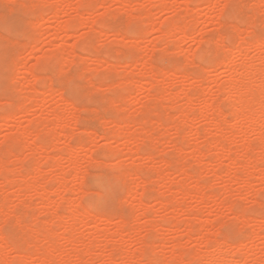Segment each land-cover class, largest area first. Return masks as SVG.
I'll list each match as a JSON object with an SVG mask.
<instances>
[{"label": "rangeland", "instance_id": "374dc122", "mask_svg": "<svg viewBox=\"0 0 264 264\" xmlns=\"http://www.w3.org/2000/svg\"><path fill=\"white\" fill-rule=\"evenodd\" d=\"M121 1L123 0H0V117L3 118L0 119L1 154L5 150V155L2 154L0 160L2 161L3 158L2 163L6 161L4 164H1L0 161L3 167L6 166L4 170H2L3 167L0 169V190L5 189V192H0V197L2 195L4 197L0 198V202H2L0 208L5 205L4 209L6 210L5 215L3 212L1 213L2 209L0 210L2 214V216L0 214V229L3 231L5 221L13 217L16 220L19 218L20 221L24 222L25 220V224L32 229L30 238L35 237L32 239V246L28 244L25 246L24 244L22 246L12 244L10 246L4 236L0 235V257L4 258L3 261L0 258V264H20L22 255L23 257L28 256V252H31L29 257H32L28 261H31L32 264H43V256L47 257L45 259L49 261L67 260L73 264H111L117 260L139 262L142 257L146 256L143 259L155 258L174 264L172 259L181 251H183V264L186 262L189 264L191 257L196 251L198 252V249L204 252V245L202 247L201 244L202 242L205 243V238L215 236V234H217L218 240H226L231 247L238 246V248H234V253L231 251L232 255L235 254L233 257L236 262L238 261L237 264H263L264 150L259 137L261 133H264V124L261 123L263 126L257 127L247 122L245 126L243 125V132L238 133L236 130L240 123L234 116V107L231 106L235 94H231L232 96L227 94L226 96L222 87L224 85L226 87L225 83L238 81L244 85L247 84V87L252 86L254 90H256L255 88L264 89V49L255 43L259 39L261 26L264 24V4L260 5L258 0H202V2L201 0H189V3L187 0H127L126 4ZM31 2L34 9L37 8L36 12ZM37 2L39 6L35 8ZM87 2L90 3L86 5ZM94 2L97 3L94 4ZM52 3L59 5V8L61 7L57 16L52 14L53 6H49ZM82 3H84V7ZM6 4H20L24 7H10L5 11L4 5ZM231 4H243L246 7H244L245 9L228 8L226 10V22L222 23L219 17L221 8L218 6ZM78 10L82 13L89 11V13H83V16L80 13L78 16ZM242 10L244 11L242 12ZM120 11L121 14L123 12L125 14L121 15ZM106 12L107 14H105ZM116 12L120 15L118 16ZM113 13L118 17V19L115 17L116 23L115 19L112 18L114 17ZM179 13L180 17L178 16ZM77 17L81 18V22L78 21L80 18L77 19ZM178 17H182L183 21L182 18L179 21ZM231 18L235 19L236 22H234L235 20L231 22ZM103 19L104 21H102ZM144 21L146 25L143 24ZM173 21L176 25L173 24ZM171 23V27L174 25L175 29H170L169 24ZM75 24L77 25L75 26ZM186 24L187 26H185ZM235 24L240 26L237 28L241 29V31L238 29L240 33L237 32L239 37L233 31L234 28L236 29ZM65 25H67L66 29H64ZM122 25L127 26V28L123 26L125 31L122 29ZM164 25L171 32L176 30V27L182 33L186 30L185 33L188 35L185 34V38L184 33H178L177 30L170 33ZM103 27L105 29L111 28L113 34L116 32L118 35H115L116 33L113 35L110 30H105ZM181 28L183 31L180 30ZM119 31L124 32L121 34ZM164 31L167 35L168 33L172 35L175 33V35L166 37ZM221 31L231 32V39L223 41V44H228V47L219 45L222 43L223 37L220 35ZM190 33L192 34L190 35ZM232 35H235L236 39H233ZM251 37L252 39H249ZM204 39L212 41V43L209 44L208 41H203ZM253 40L256 46L251 42ZM236 43L243 44L244 48H241L240 45L238 47ZM84 45L87 47L81 48ZM232 46L235 47L230 49ZM214 47L223 49L224 54L217 55L222 50H217ZM64 48L66 50H64L62 57L58 52ZM200 50H205L204 54L201 55L205 61L197 55ZM53 52L54 55H52ZM55 52L57 53L55 54ZM193 52L196 53L194 59L191 57ZM201 52L199 54H202ZM210 52L211 55H209ZM152 56L153 58L150 59L153 60L150 61L149 57ZM223 56H228L229 60L226 57L228 62L223 60L225 58ZM100 58H103L104 61ZM111 58L118 60L113 61ZM164 58L165 60L160 61ZM222 60L233 69L224 67L225 64L220 65L223 64ZM190 61L194 62L190 63ZM135 62L137 63L134 64ZM188 62L190 66H188ZM38 63L44 65L40 70H37L36 67ZM175 64H178V67ZM243 65H247V68H242ZM183 66L189 67L188 70L190 71L185 70V68L182 71ZM111 68L114 69V71L112 70L113 74L110 72ZM168 71H171V75L172 72L174 74L176 71V73L171 76L167 74ZM184 72L186 73L183 77ZM119 86L126 89L122 90ZM80 90L85 92L86 109L75 108L68 99L73 91ZM6 95L7 100H5ZM126 95L127 97H125ZM229 97L232 99L231 102H227ZM189 98L190 100H188ZM246 98L249 102L253 101L250 96H246ZM255 99L258 101V96ZM212 100H214V104ZM256 100L252 102L256 105L253 106L250 103L252 106L248 107L258 110L256 108H259V102ZM190 104L193 105V108ZM208 104L213 106L211 110L208 109L210 112L205 108ZM214 107L220 112H212ZM144 108L148 112L143 111ZM187 109L188 112L191 110V113L189 112L187 115L183 113L184 116H182L181 112L183 110V112H187ZM250 109L248 108L247 112ZM61 110L64 112L62 113ZM55 112H60L66 116L64 117L66 123L64 121L61 124L62 127L68 121V126L72 123L69 127L65 126L64 131H58L59 129L54 127L55 117L52 114ZM255 112L253 110L252 114ZM119 113L122 116L121 118L119 116L118 119ZM156 113L158 114L156 115ZM217 113L219 114L217 115ZM5 115L8 117L4 118ZM75 115L76 117H74ZM204 115L205 117H203ZM221 115L223 120L220 119L222 118ZM78 116L80 119L77 118ZM216 116L220 117L218 122L221 125L219 123L218 125L221 130L212 125L213 121L218 120ZM7 118L8 121L4 122V119ZM225 119L226 121L223 122ZM44 120L46 121L45 125H48L45 128L43 127ZM74 120L77 121V125H75L76 121L74 122ZM165 121L166 123H164ZM182 122L187 123L184 124V128ZM35 125L37 127L32 128ZM113 129H117L118 133L119 129L120 131L123 129L124 132H121L125 136H121L120 132V136L123 137L120 139L116 131H112ZM24 131H28V134L34 136L30 135L27 137L28 139L23 141L25 137L23 138L21 133ZM91 131L95 136L88 135L91 134ZM36 133L38 134L36 135ZM57 133L61 136L60 141ZM113 133L118 137V141H115L116 137H112ZM52 134L55 138L58 136V140L50 141L54 139ZM180 134L185 138L181 137ZM14 136L18 138L14 139ZM48 139L49 143H47ZM16 140L18 141L16 142ZM257 140L259 142H256ZM6 141L8 147L10 146V152L7 151ZM55 141L56 144H54ZM248 143H252V146L255 145V150L252 149V146L251 150L250 147L247 148ZM258 143L262 150L258 148ZM40 144L45 147H41ZM69 145L76 148V150L73 149L76 152H73L71 148L69 150L72 152L69 153H73L75 156L77 153L74 159H78L79 169H74V166L71 165L74 155L71 158L72 155L68 154L66 148H70ZM79 146H85L84 150ZM138 147L141 150H137ZM224 150L228 151V155L233 156L232 159L227 158L228 156L224 158L225 156L222 155ZM201 151L202 154H198ZM250 151L253 153L251 156L257 159H253L254 162L249 161L250 158L252 159ZM15 153L18 156H15ZM68 156L70 157L68 158ZM168 161L169 163L171 161L172 167L171 165L169 167ZM257 161L259 162L254 164ZM240 163L244 165V168L241 167L242 164ZM1 170L7 174L1 176L3 173ZM240 170L241 173L239 174ZM186 171L191 174V177L186 175ZM136 172L138 176H136ZM72 173L75 174L76 179L72 177ZM141 173H144L145 176H142ZM214 173L217 176L222 174V176L216 178ZM76 174L79 176L78 178ZM26 175L28 178L24 180ZM125 175L128 176L125 177ZM129 175H135L131 177L135 178L136 181L133 182V179H129ZM6 176L9 180L11 179L12 184L8 185L9 181H6ZM83 177L85 178L84 184ZM237 177L239 178L237 179ZM125 178H127V182L124 181ZM147 178L153 181L148 182ZM66 180L70 183L65 185ZM30 181L35 183L38 188H34L35 185L33 184V189H31L32 183ZM124 182L127 183V186ZM183 184L187 185L186 188L184 185L185 189ZM149 186H153L155 189L152 188L150 192L151 187L148 188ZM200 186L203 187L200 188L203 190L200 192L201 194L196 192ZM26 187L28 189H24ZM80 187H83L84 194L81 193ZM142 187H146L147 192L143 191L144 188L142 189ZM44 188L47 189L46 192H49L45 193ZM193 188L198 196L193 193ZM53 189L56 192H53ZM128 189L129 192L131 191L130 194ZM182 189L184 192L189 191V195L188 193L181 195ZM42 192L48 194L47 197L43 194L46 197L44 199H42ZM205 193L211 197L208 199L206 195L204 196ZM200 196L203 198L201 199ZM160 197L165 205L168 203L167 207L161 204ZM175 197L178 202L175 199V201L172 200ZM204 197L207 201V203L205 202L206 205L203 204L204 202L201 203ZM48 198L50 205L48 204L49 201H46ZM139 199L143 205L137 207L136 205L140 202ZM44 202H47L49 207ZM64 202L65 205L72 203L71 208L69 205L65 206ZM59 204L67 207V211L64 206ZM74 206L79 208L72 210ZM69 208L72 211L79 210L83 217L81 213L71 212ZM5 210L2 211L5 213ZM57 212L60 213L59 216H64L63 220ZM241 212L244 213L245 217L241 215L243 214ZM120 215H123L124 221H129V223H122L125 226L120 223L123 219H118L121 217ZM97 216L102 220L99 223L94 222L96 218L99 219ZM198 218L204 222V227L201 226ZM191 222L194 231L189 236L190 227L188 225ZM198 223L201 227L198 226ZM120 226L125 229V231L121 229V234H126L124 237L118 234L121 231ZM49 231L54 235H50ZM145 238L151 239V241L148 240L151 243L148 245L152 247L147 245L150 249L147 248V251L143 249V253L141 248L144 247L142 241ZM216 242H212L209 248L216 247ZM53 243L56 246L52 247L51 244ZM237 243H240V246ZM117 247L119 248L116 250ZM48 248L54 250H51L53 252L51 255L48 254L50 249L47 252ZM39 249L43 252H38ZM118 250L121 251V254ZM153 250L155 254L152 253ZM142 254L143 256L140 258L139 256ZM183 254L185 255L183 256ZM254 254H257V258L254 257ZM198 255L197 258H194L195 261H193L194 259L192 261L199 264L202 260L203 264L204 260ZM78 256L82 257L79 261ZM185 256H189V262L186 261Z\"/></svg>", "mask_w": 264, "mask_h": 264}, {"label": "bare ground", "instance_id": "6f19581e", "mask_svg": "<svg viewBox=\"0 0 264 264\" xmlns=\"http://www.w3.org/2000/svg\"><path fill=\"white\" fill-rule=\"evenodd\" d=\"M30 1H33V0H30ZM90 1H91V0H90ZM211 1H212V0H211ZM251 1H253V0H251ZM254 1H255V0H254ZM84 2H86V1H84ZM121 2L124 3V4H126L127 0H123V1H121ZM129 2H130V1H129ZM189 2H190V1L187 0V3H189ZM201 2H202V0H201ZM240 2H241V1H240ZM258 2H259L260 5L264 4V0H258ZM258 2H257V4H258ZM88 3H90V2H87L86 5H87ZM96 3H97V2H94V4H96ZM197 3H200V2L197 1ZM210 3H211V2H210ZM22 4H23V3H22ZM53 4H54V3L49 4V6H51V5L53 6V8H52L53 13H52V14H54L55 16H57V15L59 14V11H60L61 7L59 8V5H57L56 3L54 4L55 6H54ZM82 4H83L82 6L84 7V3H82ZM127 4H128V3H127ZM233 4H234V3H233ZM233 4H231V5H233ZM25 5H26V4H25ZM31 5H32V2H31ZM196 5H197V4H196ZM242 5H243V4H242ZM37 6H39V5H38V2H37V5L35 4V8H36ZM52 6H51V7H52ZM88 6H90V5H88ZM95 6H96V5H95ZM26 7H28V6H26ZM29 7H30V6H29ZM32 7H33V5H32ZM51 7H50V9H51ZM86 7H87V6H86ZM86 7H85V8H86ZM30 9H31V7H30ZM33 9H34V7H33ZM36 9H37V8H36ZM36 9H34L35 12H36ZM80 9H83V8H80ZM94 9L96 10L95 7H94ZM241 9H242V8H241ZM244 9H245V8H244ZM89 10H90V8H89ZM231 10H232V9H231ZM118 11H119V10H118ZM243 11H244V10H242V12H243ZM30 12H31V11H30ZM78 12H79V10H78ZM233 12H234V11H233ZM80 13H81L82 16H83L84 14H88L89 11H88V13H87L86 11H85V13L83 12L84 14H83L82 12H79V15H78V16H80ZM123 13H124V12H123ZM123 13H122V14H123ZM185 13H187V12H185ZM105 14H107V12H106ZM105 14H104V15H105ZM110 14H111V12H110ZM110 14H109V15H110ZM116 14L119 16V15L121 14V11H120V14L117 13V12H116ZM122 14H121V15H122ZM124 14H125V13H124ZM181 14H182V13H181ZM239 14H240V13H239ZM111 15H112V14H111ZM113 15H114V17H112V18L115 19V23H116V18L118 19V17H116V15H115L114 13H113ZM234 15H236V14H234ZM41 16H42V15H41ZM178 16L180 17V13H179ZM103 17H104V16H103ZM108 17H109V16H108ZM115 17H116V18H115ZM179 17H178L177 19L180 21V19H181L182 17H181V18H179ZM219 17L221 18L220 15H219ZM235 17H236V16H235ZM78 18H80V17H77V19H78ZM101 18H102V17H101ZM101 18H100V19H101ZM109 18H110V17H109ZM228 18H229V17H228ZM238 18H239V17H238ZM243 18H244V17H243ZM79 20H80V21H79ZM106 20L108 21V19H106ZM106 20H105V21H106ZM109 20H110V19H109ZM145 20H146V19H145ZM174 20H175V19H174ZM186 20H187V19H186ZM220 20H221V19H220ZM228 20H229V19H228ZM232 20H235V19H232V18H231V22H232ZM70 21H71V20H70ZM72 21H73V20H72ZM74 21H76V20H74ZM78 21L81 22V18L78 19ZM102 21H104V19H103ZM141 21H142V20H141ZM182 21H183V18H182ZM240 21H241V20H240ZM242 21H243V20H242ZM94 22L96 23V20H95ZM130 22H131V21H130ZM173 22H174L173 24H175V21H173ZM225 22H226V21H225ZM234 22H236V20H235ZM68 23H69V22H68ZM68 23H67V24H68ZM95 23H94V24H95ZM99 23H100V21H99ZM184 23H186V22L184 21ZM241 23H242V22H241ZM241 23H240V24H241ZM246 23H247V22H246ZM69 24H70V23H69ZM106 24H107V23H106ZM108 24H109V23H108ZM143 24L146 25V22L144 21ZM178 24H180V22H178ZM240 24H239V25H240ZM76 25H77V24H75V26H76ZM99 25L101 26L102 23L99 24ZM111 25H113V24L111 23ZM126 25H127V24H126ZM126 25H122V27H123V26H126ZM147 25H148V24H147ZM169 25H170V27H171L172 23L169 24ZM175 25H176V24H175ZM245 25H247V24H245ZM250 25H251V24H250ZM66 26H67V25L64 26V29H66ZM68 26H69V25H68ZM127 26H129V25H127ZM127 26H126V28H127ZM164 26H166V25H164ZM164 26H163V29H164ZM180 26H181V25H180ZM185 26H187V24H186ZM234 26H236V29H237V30L234 28L233 31L236 32V35H237V32H239V30L241 31V29L237 28V27H240V26H238V25H236V24H235ZM253 26H254V25H253ZM69 27H71V26H69ZM112 27H113V26H112ZM143 27H144V26H143ZM170 27H169V28H170ZM173 27H174V25H173L170 29H175V27H174V28H173ZM191 27H192V26H191ZM166 28H167V26L165 27V29H166ZM185 28L187 29V27H185ZM188 28H189V26H188ZM103 29H105V27H103ZM106 29H107V28H106ZM106 29H105V30H106ZM110 29H111V28H110ZM110 29H107V30L109 31ZM122 29H124V27H123ZM167 29H168V28H167ZM170 29H168V30L170 31ZM177 29H179V28L176 27V30H177ZM238 29H239V30H238ZM120 30H121V29H120ZM125 30H126V29H124V31H125ZM168 30H165V31L168 32ZM176 30H172V32H175ZM180 30L183 31L182 28H181ZM235 30H236V31H235ZM65 31H66V30H65ZM71 31H72V30H71ZM110 31H111V30H110ZM116 31H117V30H116ZM124 31H123V32H124ZM145 31H146V29H145ZM165 31H164V32H165ZM177 31H178V30H177ZM191 31H192V30H191ZM111 32H112V31H111ZM119 32H120V31H119ZM123 32H122V33L120 32V33L123 34ZM134 32H135V31H134ZM138 32H139V31H138ZM172 32L170 31V33H172ZM180 32H181V31H180ZM180 32L178 31V33H180ZM185 32H186V30L183 32L184 34L181 32V33L183 34V36H185V34H187V33H185ZM115 33H116V32H115ZM115 33H114V34H115ZM132 33H133V32H132ZM165 33H166V32H165ZM165 33H164V34H165ZM178 33H177V34H178ZM239 33H240V32H239ZM253 33H254V32H253ZM112 34H113V32H112ZM114 34H113V35H114ZM134 34H136V33H134ZM145 34H147V33L145 32ZM191 34H192V33H190V35H191ZM233 34H234V33H233ZM115 35H118V34L116 33ZM130 35H132V34H130ZM137 35H138V34H137ZM170 35H171V36H174L175 33H173V35H172V34H169V33H168V35H167V33H166V37H168V36H170ZM187 35H188V34H187ZM190 35H189V36H190ZM257 35H258V34H257ZM141 36H142V34H141ZM237 36L239 37V35H237ZM251 36H253V35H251ZM131 37H132V36H131ZM133 37H134V36H133ZM175 37H176V36H175ZM211 37H212V36H211ZM214 37H215V36H214ZM232 37H233V39H234V38L236 39L235 35H232ZM253 37H255V36H253ZM185 38H186V36H185ZM223 38H224V37H222V40H221L222 43H219V45L222 44V45L224 46V44H223L224 42H223V41L226 40V39H223ZM256 38H257V37H256ZM85 39H86V38H85ZM249 39H252V37L249 38ZM249 39H248V40H249ZM257 39H258V38H257ZM30 40H31V39H30ZM86 40H87V39H86ZM258 40H259V39H258ZM258 40H257V42L255 41V43H257L258 46H259L260 43H259ZM203 41L207 42L208 40L206 41V40L204 39ZM221 41H220V42H221ZM229 41H230V40H228V42H229ZM236 41H237V40H236ZM249 41H250V40H249ZM87 42H88V40H87ZM87 42H86V43H87ZM208 42H209V44L212 43V41H208ZM225 42H226V41H225ZM230 42H231V41H230ZM238 42H239V40H238ZM238 42H237V43H238ZM251 42L253 43L254 40L251 41ZM251 42H248V43L250 44ZM82 43H83V42H82ZM86 43H84V44L87 45ZM88 43H89V42H88ZM217 43H218V41H217ZM237 43H236L237 46H238V45H240V46L243 45V44H237ZM252 43H251V45L254 44V43H253V44H252ZM207 44H208V43H207ZM85 45H84L83 47H81V48L85 49V48L87 47V46L85 47ZM216 45H217V44L215 43V46H216ZM230 45H231V43H230ZM232 45H233V44H232ZM254 45H255V44H254ZM210 46L213 47L212 45H210ZM223 46H222V47H223ZM237 46H236V47H237ZM255 46H256V45H255ZM84 47H85V48H84ZM88 47H90V46H88ZM124 47H125V46H124ZM124 47H123V48H124ZM222 47H221V48H222ZM227 47H228V44H227ZM229 47H230V46H229ZM233 47H235V46H232V48H230V49H233ZM238 47H239V46H238ZM81 48H78V49H81ZM138 48H140V47H138ZM199 48H200V47H199ZM214 48H217V47H214ZM241 48H244V47L242 46ZM83 49H82V50H83ZM105 49H106V48H105ZM136 49H137V48H136ZM136 49H135V50H136ZM140 49H141V48H140ZM140 49H139V50H140ZM64 50H66V49H65V48H64V49H60L59 52H58V54L62 55V57H63V54H64V52H65ZM86 50H89V49H86ZM86 50H84V51H86ZM205 50H206V49H205ZM205 50H204V51H202V50L198 51V54H197V55L199 56V58L202 57L201 55L204 54ZM214 50H216V49H214ZM217 50H222V51H220V54H224L223 52H225V51H223V49H219V48H217ZM217 50H216V51H217ZM224 50H225V49H224ZM241 50H242V49H241ZM56 51H58V50H56ZM121 51H122V50H121ZM132 51H133V50H132ZM132 51H131V52H132ZM136 51H137V50H136ZM201 51H202V52H201ZM74 52H75V51H74ZM86 52H87V51H86ZM90 52H91V51H90ZM122 52H123V51H122ZM122 52H120V54H122ZM194 52H195V51H194ZM194 52H193V53H194ZM199 52H201L202 54H199ZM56 53H57V52H55V54H56ZM123 53H124V52H123ZM193 53H192L193 56H191L192 59H194L193 57H196V53H194V54H193ZM108 54H109V53H108ZM141 54H142V53H141ZM141 54H140V55H141ZM226 54H227V53H226ZM52 55H54V52H53ZM52 55H51V56H52ZM60 55H59V58H60ZM122 55H123V54H122ZM122 55H120V56L123 57ZM154 55H156V54H154ZM166 55H167V54H166ZM206 55H207V54H206ZM215 55H216V54H215ZM215 55H214V56H215ZM55 56H56V55H55ZM107 56H108V55H107ZM125 56H126V54H125ZM142 56H143V55H142ZM162 56H163V55H162ZM198 56H197V57H198ZM112 57H114V56H112ZM118 57H119V56H118ZM140 57H141V56H140ZM159 57L161 58V55H159ZM163 57H164V56H163ZM191 57H190V60H191ZM206 57H209V56H206ZM223 57H225V56H223ZM226 57H227V59H228V56H226ZM226 57L223 58V60L225 59V61L228 62V61L226 60ZM53 58H54V57H53ZM56 58H58V57L56 56ZM56 58H54V59H56ZM150 58H153V56H152V57H149V59H150ZM154 58H155V56H154ZM160 58H159V59H160ZM199 58H198V60H199ZM202 58H203V60H204V57H202ZM209 58H210V57H209ZM209 58H208V59H209ZM45 59H46V58H45ZM47 59H48V58H47ZM102 59H103V58H102ZM102 59L100 58V60H102ZM196 59H197V58H196ZM62 60L64 61V58H62ZM111 60H113V59L111 58ZM117 60H118V59H117ZM117 60L114 59L113 61H117ZM138 60H139V59H138ZM151 60H153V59H150V61H151ZM163 60H165V58L162 59V60H160V61H163ZM206 60H207V59H206ZM220 60H221V59H220ZM223 60H222V61H223ZM228 60H229V59H228ZM103 61H104V59H103ZM160 61H159V62H160ZM204 61H205V60H204ZM222 61H221V62H222ZM121 62H122V61H121ZM137 62H138V61H137ZM137 62H135L134 64H136ZM193 62H194V61H192V62L190 61V63H193ZM195 62H196V61H195ZM206 62H207V61H206ZM217 62L219 63V61H217ZM41 63H42V62H41ZM57 63H58V62H57ZM160 63H162V62H160ZM164 63H165V62H164ZM190 63L188 62V66H190ZM214 63H215V62H214ZM214 63H213V64H214ZM218 63H217V64H218ZM61 64H62V63H61ZM116 64H117V63H116ZM185 64L187 65V63H185ZM194 64H195V63H194ZM204 64H205V63H204ZM219 64H220V63H219ZM224 64H225V62L223 61V64L221 63L220 65H224ZM47 65H48V64H47ZM175 65H176V64H175ZM179 65H180V64H179ZM225 65H226V64H225ZM43 66H44V65H43ZM45 66H46V65H45ZM154 66H155V64H154ZM170 66H172V65H170ZM212 66H213V65H212ZM215 66H216V65H215ZM246 66H247V65H246ZM246 66L243 65L242 68H247ZM158 67H159V66H158ZM158 67H156V68H158ZM176 67H178V64L176 65ZM176 67H175V68H176ZM224 67H226V68L228 67V68H230V69H233V68H231V66H229V64H227V65L224 66ZM159 68H160V67H159ZM175 68H173V69H175ZM184 68H185V70L190 71V70H188L189 67L186 68L185 66H183L182 71H183ZM151 69H152V68H151ZM190 69H191V68H190ZM112 70L114 71V69L111 68L110 72H112ZM162 70H163V69H162ZM176 70H177V68H176ZM185 70H184V71H185ZM160 71H161V70H160ZM163 71H164V70H163ZM115 72H116V71H115ZM158 72H159V71H158ZM164 72H165V71H164ZM166 72H167V71H166ZM170 72H171V71H170ZM170 72L168 71L167 74H170V75H171ZM191 72H192V71H191ZM160 73H162V72H160ZM175 73H176V71H175ZM175 73L173 74V72H172V75H171V76L175 75ZM185 73H186V72L183 73V77H184V74H185ZM196 73H197V72H196ZM112 74H113V72H112ZM118 74H119V73H118ZM162 74H163V73H162ZM164 74H166V73H164ZM167 74H166V75H167ZM187 74H188V72H187ZM154 75L157 76L155 73H154ZM180 75H181V74H180ZM188 75H190V74H188ZM188 75H187V76H188ZM118 76H119V75H118ZM120 77H121V76H120ZM190 77H191V76H190ZM118 78H119V77H118ZM187 78H188V77H187ZM50 81H51V80H50ZM35 82H36V81H35ZM50 83H52V82H50ZM151 84H152V83H151ZM225 84H226V87H225L224 84H223L224 86L222 87V88H223L222 90H225V92H223V93H224L226 96H227V94H229V96H230L231 94H235V98L233 99V101L231 102L232 99H230V97H229L230 100L227 98V99H228L227 102L230 101V102L233 104V105L231 104V106L234 107V111H233L234 116H235L236 120L239 121L238 123H240L239 128H237L236 131H238V133L243 132V128H244L243 125L245 126V124H247V122H249V123H251V124H254V125L257 126V127H259V126H261L262 124H264V89H261V88H260V89H259V88H255L256 90H254V88H253L252 86L247 87V86H248L247 84H245V85H246V86H245L242 82H238V81H231V82H228V83H225ZM227 84H228V85H227ZM126 87H128V86H126ZM220 87H221V86H220ZM220 87H219V88H220ZM251 87H252L253 89H252ZM260 87H261V86H260ZM35 88H36V87H35ZM35 88H34V89H35ZM119 88H121V87L119 86ZM49 89H50V88H49ZM121 89L124 90V89H126V88H123V87H122ZM257 89H259V90H257ZM36 90H37V89H36ZM132 90H133V89H132ZM156 90H157V89H156ZM158 90H159V89H158ZM34 91H35V90H34ZM129 91H130V90H129ZM153 91H154V90H153ZM219 91H220V90H219ZM35 92H36V91H35ZM38 92H39V89H38ZM38 92H37V93H38ZM131 92H132V91H131ZM131 92H130V93H131ZM226 92H227V93H226ZM37 93H36V94H37ZM125 93H126V90H125ZM127 93H128V91H127ZM218 93H219V92H218ZM220 93H221V91H220ZM220 93H219V94H220ZM223 93H222V94H223ZM39 94H40V92H39ZM128 95H129V94H128ZM231 96H232V95H231ZM246 96H250V97L252 98L253 101L256 100L255 98L258 96V101L256 100L257 102H259V108H256V109H258V110H255V108L253 109L252 107H248V106H250L251 104H252L253 106L256 105V104H253V103H252L253 101H252V102H249V100L246 98ZM125 97H127V95H126ZM259 98H260V100H259ZM227 99H226V100H227ZM111 100H112V98H111ZM188 100H190V98H189ZM188 100H187V101H188ZM214 100H215V99H214ZM214 100H212V103L214 102ZM250 100H251V99H250ZM12 101H13V100H12ZM124 101H127V100L124 99ZM210 101H211V100H210ZM215 102H216V101H215ZM118 103H120V102H118ZM218 103H219V102H218ZM218 103H217V104H218ZM224 103H225V102H224ZM250 103H251V104H250ZM110 104H111V103H110ZM213 104H214V103H213ZM217 104H216V105H217ZM10 105H11V103H10ZM10 105H9V106H10ZM146 105H147V104H146ZM190 105H191V104H190ZM190 105H189V106H190ZM216 105H215V106H216ZM220 105H221V104H220ZM252 105H251V106H252ZM18 106H19V105H18ZM192 106H193V105H191V108H193ZM217 106H219V105H217ZM217 106H216V107H217ZM10 107H12V106H10ZM153 107H155V106H153ZM212 107H213L212 105H209V104H208V105H206L205 108H206L207 110H208V109L211 110ZM219 107H220V106H219ZM229 107H230V106H229ZM247 107H248L249 109L251 108L250 110L253 109L254 111H256L255 114H252L253 110H252L251 113H250V110H248V112H247V109H248ZM19 108H20V107H19ZM125 108H126V107H125ZM227 108H228V107H227ZM230 108H231V107H230ZM121 109H123V108H121ZM148 109H149V108H148ZM106 110H107V109H106ZM123 110H124V109H123ZM123 110H122V111H123ZM150 110H151V109H150ZM204 110H205V109H204ZM221 110L223 111L222 108H221ZM61 111H62V110H61ZM98 111H99V110H98ZM126 111H127V109H126ZM143 111H147V109L145 110V108H144ZM143 111H142V114H144ZM183 111H184V110H183ZM183 111L181 112V113H182V116H184V114H186V115L189 114V112H190L191 110L188 112V109H187V112H188V113H187L186 111H185L186 113L183 112ZM208 111H209V110H208ZM213 111H215V113H216L217 111H219V109H218V110H215V107H214V110H212V112H213ZM231 111H232V110H231ZM63 112H64V111H62V113H63ZM118 112H119V111L117 110V113H118ZM124 112H125V111H124ZM147 112H148V111H147ZM152 112H153V111H152ZM203 112L206 113V111H203ZM209 112H210V111H209ZM219 112H220V111H219ZM62 113H60V112H55V114H52V115H54V117H55V118L53 117V118L55 119V120H54V121H55V122H54V127H55V128H58V129H59L58 131H64V130H65V126L67 127V126H68L67 124H68V122H69V121L67 120V121H68L67 124L63 125V127H62L61 124L66 120V118H64V117H66V116H64V114H62ZM122 113H123V112H122ZM183 113H184V114H183ZM190 113H191V112H190ZM199 113H200V112H199ZM201 113H202V112H201ZM201 113H200V114H201ZM150 114H151V113H150ZM157 114H158V113H156V115H157ZM207 114L210 115L209 113H207ZM218 114H219V113H217V115H218ZM221 114H222V113H221ZM225 114H227V113H225ZM230 114H231V113H230ZM78 115H79V114H78ZM145 115H146V112H145ZM212 115H214V114H212ZM231 115H232V114H231ZM231 115H230V116H231ZM9 116H10V114H9ZM119 116H120V113H119V115L117 116L118 119H119ZM121 116H122V115H121ZM121 116H120V118H121ZM167 116H168V115H167ZM3 117H4V118H5V117H8V115H5V116H3ZM74 117H76V115H75ZM123 117H124V116H123ZM127 117H128V116H127ZM129 117H130V116H129ZM143 117H144V116H143ZM163 117H164V116H163ZM203 117H205V115H204ZM212 117H213V116H212ZM216 117H217V116H216ZM220 117H222V118H220ZM220 117H219L220 119H222V120L224 119L222 115H221ZM224 117L227 118L226 116H224ZM72 118H73V117H72ZM77 118H79V116H78ZM114 118H115V117H114ZM144 118H145V117H144ZM217 118H218V117H217ZM217 118H216V119H217ZM219 118H218L217 121H213L214 123H213L212 125L217 126V129L219 128V129L221 130V128H220V126H219V125H221V123L218 122V121H219ZM0 119H3V118L0 117ZM79 119H80V118H79ZM110 119H111V118H110ZM214 119H215V118H214ZM216 119H215V120H216ZM77 120H78V119H77ZM112 120H113V119H112ZM152 120H153V119H152ZM6 121H8V118H7L6 120L4 119V122H6ZM44 121H45V120H44ZM71 121H72V120H71ZM75 121H76V120H74V122H75ZM78 121H79V120H78ZM80 121H81V120H80ZM122 121H123V120H122ZM144 121H146V120H144ZM150 121H151V119H150ZM163 121H164V120H163ZM225 121H226V119H225L223 122H225ZM47 122H48V121H47ZM180 122H181V121H180ZM183 122H184V121H183ZM183 122H182V127L185 126V125L187 124V123H183ZM221 122H222V121H221ZM223 122H222V123H223ZM43 123H44V125H45L46 121L43 122ZM52 123H53V120H52ZM52 123H51V125H53ZM65 123H66V121H65ZM141 123H143V122H141ZM159 123H160V122H159ZM164 123H166V121H165ZM211 123H212V120H211ZM218 123H219V125H218ZM261 123H262V124H261ZM37 124H38V123H37ZM48 124H50V123H48ZM69 124H70V123H69ZM71 124H72V123H71ZM71 124H70V125H71ZM73 124H74V123H73ZM161 124H162V123H161ZM184 124H185V125H184ZM40 125H41V124H40V122H39V126H40ZM44 125H43L44 128H45L46 126H48L47 124H46L45 126H44ZM60 125H61V126H60ZM70 125H69V126H70ZM75 125H77V121H76ZM142 125H143V124H142ZM142 125H140V126H142ZM59 126H60V128H62V130H60ZM69 126H68V127H69ZM73 126H74V125H73ZM138 126H139V124H138ZM262 126H263V125H262ZM262 126H261V127H262ZM34 127H37V125L33 126L32 128H34ZM175 127H176V126H175ZM224 127H225V126H224ZM246 127H247V126H246ZM39 128H40V127H39ZM41 128H42V127H41ZM63 128H64V130H63ZM179 128H180V127H179ZM183 128H184V127H183ZM183 128H181L182 131H183ZM215 128H216V127H215ZM222 128H223V127H222ZM53 129H54V128H53ZM53 129H50V130H53ZM28 130H29V129H28ZM32 130H33V129H32ZM45 130H46V129H45ZM116 130H117V129H116ZM116 130L113 129L112 131L115 132ZM29 131H30V130H29ZM121 131L124 132L123 129H121ZM121 131H120V129H119V133L116 131L117 136H119L120 139H122V138L125 136L124 134H122ZM27 132H28V131H24L23 133H21V135H23V138L25 137L23 141H25V139H28V138H27L28 136L30 137V135H33V134H28L29 132H28V133H27ZM32 132H33V131H32ZM45 132H46V131H45ZM105 132H106V131H105ZM110 132H111V130H110ZM120 132H121V136H123V137L120 136ZM176 132H177V131H176ZM180 132H181V131H180ZM263 132H264V131H263ZM49 133H51V132H49ZM62 133H63V132H62ZM86 133L88 134V132H86ZM86 133H84V134H86ZM94 133H95V132H94ZM108 133H109V132H108ZM37 134H38V133H36V135H37ZM40 134H41V133H40ZM45 134H46V133H45ZM47 134H48V133H47ZM113 134H114L113 136H112V134H109V135H111L112 137H116L115 141H118V139H117L118 137L116 136V134H115V133H113ZM118 134H119V135H118ZM177 134H178V132H177ZM181 134H182V133H181ZM181 134H180V135H181ZM21 135H19V136L21 137ZM52 135H53V134H52ZM57 135L59 136L58 133H57ZM65 135H66V134H65ZM65 135H64V136H65ZM88 135L95 136V135L93 134V131H91V134L89 133ZM96 135H97V134H96ZM183 135L185 136V134H183ZM199 135H201V133H199ZM199 135H197V136H199ZM33 136H34V135H33ZM47 136H48V135H47ZM47 136H44V137H47ZM50 136H51V134H50ZM58 136H57V137H58ZM12 137H13V136H12ZM57 137L55 138V136L53 135V138H54V139H51L50 141L56 140ZM62 137H63V136H62ZM181 137H183V136L181 135ZM16 138H18V137H17V136H16V137L14 136V139H16ZM51 138H52V136H51ZM109 138H110V137H109ZM179 138H180V137H179ZM183 138H185V137H183ZM259 138H260V144L263 146L262 148H263V150H264V133H261V135H260ZM259 138H258V139H259ZM10 139L12 140L11 137H10ZM20 139H21V138H20ZM39 139H41V138H39ZM39 139H38V140H39ZM49 139H50V138H49ZM49 139H48V142H47V143H49ZM70 139H71V138H70ZM81 139H82V138H81ZM111 139H112V138H111ZM111 139H110V140H111ZM135 139H136V136H135ZM57 140H58V139H57ZM60 140H61V136H59V141H60ZM87 140H88V139H87ZM89 140H90V139H89ZM183 140H184V139H183ZM17 141H18V140H16V142H17ZM34 141H35V140H34ZM46 141H47V140H46ZM6 142H7V141H6ZM14 142H15V141H14ZM21 142H22V141H21ZM53 142H54V141H53ZM76 142H77V141H76ZM83 142H84V141H83ZM180 142H181V141H180ZM256 142H259V141L257 140ZM57 143H58V141H57ZM79 143H80V142H79ZM223 143H224V142H223ZM223 143H222V144H223ZM254 143H255V142H254ZM254 143H253V144H254ZM54 144H56V141H55ZM209 144H210V143H209ZM248 144H249V143H248ZM257 145L259 146V143H258ZM40 146L43 147L44 145H41V144H40ZM69 146H70V145H69ZM69 146H68V147H69ZM71 146H72V145H71ZM71 146H70V148H66V149H68L67 152H68V154L72 155V156H71V158H72L74 154H73V153H72V154L69 153V152H72V151L69 150V149L72 148ZM82 146H83V144H82ZM137 146H138V144H137ZM210 146H211V144H210ZM212 146L215 147V145H212ZM226 146H230V145H226ZM251 146H252V143L249 144V146H247V148L250 147V150H251ZM254 146H255V145H254ZM254 146H252V149H253V150H255V148H256V147H254ZM9 147H10V146H9ZM9 147H8V142H7V151L9 150V152H10ZM44 147H45V146H44ZM54 147H55V146H54ZM79 147H80V146H79ZM84 147H85V146H84ZM84 147H80V148L83 149ZM140 147H141V146H140ZM197 147H198V146H197ZM197 147H196V148H197ZM230 147H231V146H230ZM253 147H254V148H253ZM80 148H79V149H80ZM212 148H213V147H212ZM212 148H211V149H212ZM216 148H218V147L216 146ZM216 148H215V149H216ZM221 148H222V147H221ZM258 148L260 149V146H259ZM258 148H257V149H258ZM262 148H261L260 150H262ZM38 149H39V148H38ZM52 149H53V148H52ZM73 149L76 150L75 147L72 148V150H73ZM85 149H86V148H85ZM138 149H140V148L138 147L137 150H138ZM181 149H182V148H181ZM181 149H180V150H181ZM15 150H16V149H15ZM41 150H42V149H41ZM75 150H73V152H74ZM83 150H84V149H83ZM137 150H136V151H137ZM140 150H141V149H140ZM195 150H196V149H195ZM217 150H218V149H217ZM220 150H221V149H220ZM253 150H252V152H253ZM1 151H2V150H1ZM4 151H5V150H4ZM4 151H2V154H3V155H5V154H4V153H5ZM221 151H222V150H221ZM75 152H76V151H75ZM141 152H142V151H141ZM204 152H205V151H204ZM252 152L250 151V156H251V153H252ZM11 153H13V152H11ZM11 153H10V155L12 156ZM62 153H63V152H62ZM138 153H139V152H138ZM0 154H1V152H0ZM2 154H1L0 156H2ZM13 154H14V153H13ZM75 154H76V156H77V153H75ZM198 154H202V151H201V153L198 152ZM252 154H253V153H252ZM7 155H8V153H7ZM150 155L152 156V154H150ZM222 155L225 156L224 158H226V156H228L227 158H229V159H230V158L232 159V157H233V156H232V157L230 156L231 154L228 155V151H227V150H224V154L222 153ZM222 155H221V156H222ZM15 156H18V155H16V153H15ZM76 156L74 155V157L72 158L71 163H73V164H71V163H70V164L72 165V167L74 166V167H73L74 169H79V166L77 165V164H78V159H77V160L74 159ZM250 156H249V158H250ZM4 157H5V156H4ZM58 157H59V156H58ZM60 157H61V156H60ZM69 157H70V156H68V158H69ZM222 157H223V156H222ZM251 157H252V156H251ZM0 159H1V158H0ZM73 159H74L75 161H74ZM253 159H256V158H253V157H252V159L250 158L249 161L252 160V162H254L255 160H253ZM69 160H71V159H69ZM171 160H172V159H171ZM175 160H176V159H175ZM233 160H234V159H233ZM236 160H237V159H236V157H235V161H236ZM256 160H257V159H256ZM0 161H1V160H0ZM2 161H3V158H2ZM2 161H1V164H4V163L6 162V161H4V163H2ZM76 161H77V162H76ZM172 162H173V160H172ZM175 162H176V161H175ZM175 162H174V163H175ZM247 162H248V161H247ZM258 162H259V161L255 162L254 164H257ZM176 163H178V162H176ZM242 163H243V162H242ZM242 163H240V164H242ZM1 164H0V165H1ZM6 164H7V163H6ZM8 164H9V163H8ZM168 164H169V167H170V165H171V167H172L171 161H170V163H169V161H168ZM168 164H167V165H168ZM174 165H175V164H174ZM177 165H179V163H178ZM238 165H239V164H238ZM77 166H78V168H77ZM175 166H176V165H175ZM180 166H181V165H180ZM240 166H241V165H240ZM243 166H244V165L242 164L241 167H243ZM1 167H3V165L0 166V169H1ZM4 167H6V166H4ZM4 167H3L2 170L5 169ZM7 167H8V166H7ZM72 167H71V168H72ZM188 167H191V166L188 165ZM9 168H10V167H9ZM243 168H244V167H243ZM6 169H8V168H6ZM20 169H22V168L20 167ZM180 169H183V168H180ZM239 169H242V168H239ZM2 170H1V173L3 172ZM129 170H130V169H129ZM217 170H218V169H217ZM219 170H220V169H219ZM219 170H218V171H219ZM242 170H243V169H242ZM24 171H25V170H24ZM75 171H77V170H75ZM126 171H128V170H126ZM132 171H133V170H132ZM134 171H136V170H134ZM139 171H140V170H139ZM87 172H88V171H87ZM153 172H157V171H153ZM160 172H161V171H160ZM131 173L134 174L133 172H131ZM188 173H189V172H188ZM188 173H187V171H186V175L189 176V177H191V176H190L191 174L189 173V175H188ZM215 173H216V172H215ZM215 173H214V175H216V178H217V177L220 178V177L222 176V174H221V175L218 174L219 176H217V174H215ZM236 173H237V172H236ZM236 173H235V174H236ZM238 173L240 174V173H241V170H240V172H238ZM4 174L6 175L7 173H4V172H3V173L1 174V176H3ZM77 174H78V173H77ZM77 174H76V176H77ZM141 174H142V176H143V175L145 176L144 173H141ZM147 174H148V173H147ZM195 174H196V173H195ZM239 174H238V175H239ZM5 175H4V176H5ZM9 175H10V173H9ZM72 175H73V173H72ZM72 175H71V176H72ZM74 175H75V174H74ZM74 175H73L72 177H74ZM152 175H153V173H152ZM157 175H158V174L156 173V176H157ZM192 175H193V174H192ZM243 175H244V174H243ZM253 175H254V174H253ZM21 176H22V175H21ZM121 176H122V175H121ZM126 176H128V175H125V177H126ZM131 176H135V175H131ZM131 176L129 175V179H133ZM136 176H138V173H137V172H136ZM142 176H140L141 179H142ZM154 176H155V175H154ZM159 176H160V174H159ZM162 176H163V174H162ZM234 176H235V175H234ZM72 177H70V179H73ZM78 177H79V176H77V178H78ZM130 177H131V178H130ZM157 177H158V176H157ZM27 178H28V177H27V175H26V178L24 177V180H26ZM32 178H33V177H32ZM74 178L76 179V177H74ZM83 178H84V177H83ZM123 178H124V175H123ZM127 178H128V177H127ZM127 178H125L124 181H125ZM238 178H239V177H237V179H238ZM5 179H7L6 181H9V182H8V185H9V184H12V183L10 182L11 179L9 180V178H8L7 176H6ZM5 179H4V180H5ZM64 179H65V178H64ZM139 179H140V178H139ZM161 179H162V177L160 178V180H161ZM233 179H235V177H233ZM58 180H59V179H58ZM73 180H74V179H73ZM97 180H98V179H97ZM143 180H144V179H143ZM147 180H149V178H147ZM147 180H146V182H147ZM198 180H199V179H198ZM235 180H236V179H235ZM6 181H5V183H6ZM62 181H63V180H62ZM83 181H84V182H83ZM83 181H82V182H83V184H84V183H85V178H84ZM132 181L134 182V181H136V179L134 178ZM152 181H153V180H152ZM152 181L149 180L148 182H152ZM154 181H155V180H154ZM24 182H27V181H24ZM60 182H61V181H60ZM68 182H69V181L66 180V182H64V184L66 185ZM73 182H74V181H73ZM73 182H72V183H73ZM105 182H106V181H105ZM126 182H127V180H126ZM158 182H159V181H158ZM30 183H32V182L30 181ZM36 183H37V182H36ZM62 183H63V182H62ZM69 183H70V182H69ZM124 183H125V182H124ZM138 183H139V182H138ZM196 183H198V182H196ZM33 184L35 185V183H32L30 186H32ZM100 184H101V183H100ZM122 184H123V183H122ZM126 184H127V183H125V185H126ZM130 184H131V183L129 182V185H130ZM140 184H141V181H140ZM25 185L29 186L27 183H25ZM34 185H33V186H34ZM60 185H61V184H60ZM65 185H64V187H65ZM102 185H103V183H102ZM184 185H185V184H183V188H184ZM4 186H5V185H4ZM4 186H3V187H4ZM30 186H29V187H30ZM33 186H32V188H31V187H30V188L33 189ZM35 186H36V185H35ZM35 186H34V188H38V186H36V187H35ZM62 186H63V184H62ZM70 186H71V185H70ZM82 186H83V185H82ZM120 186L123 187L122 185H120ZM126 186H127V185H126ZM126 186H125V187H126ZM186 186H187V185H185V188H186ZM196 186H197V185H196ZM209 186H210V185H209ZM20 187H21V186H20ZM22 187H23V186H22ZM41 187H42V186H41ZM67 187H68V186H67ZM121 187H120V188H121ZM139 187H140V186H139ZM139 187H138V188H139ZM150 187H151V186H149L148 188H150ZM180 187H181V185H180ZM210 187H211V186H210ZM210 187H209V188H210ZM30 188H29V189H30ZM80 188H81V190H82L81 193H83V192H84L83 189H82L83 187H80ZM143 188H144V187H142V189H143ZM148 188H147V190H148ZM152 188L155 189V188L152 186V187L150 188V192L152 191V190H151ZM185 188H184V189H185ZM195 188H196V187H195ZM200 188H203V187L200 186L199 189H198V187H197V189H198L199 191H198V190L196 191V190L193 188V193H195L194 191H196V192H199V194H201L200 192H202L203 190H201ZM3 189H4V188H3ZM3 189L0 190L1 193H2V192H5V189H4V190H3ZM24 189H28V187H26V188H24ZM65 189H66V187H65ZM129 189H130V187H129ZM129 189H128V193L130 194L131 191L129 192ZM145 189H146V187L144 188L143 191L147 192ZM180 189H181V188H180ZM188 189L190 190L189 187H188ZM2 190H3V191H2ZM44 190H45V188H44ZM46 190H47V189H46ZM46 190H45V193H48L49 191L46 192ZM131 190H132V189H131ZM211 190H212V189H211ZM148 191H149V190H148ZM181 191H183V189H182ZM43 192H44V191H43ZM43 192H42V196H43V194H44V196L48 195V194H45V193H43ZM53 192H56V191H54V189H53ZM188 192H189V191H188ZM188 192H187V190H186L185 192L183 191V192H181V195H182V193H185V194L187 195ZM74 193H75V192H74ZM84 193H85V192H84ZM84 193H83V194H84ZM86 193H87V192H86ZM122 193H124V192H122ZM191 193H192V191H191ZM203 193H204V192H203ZM3 194H4V193H3ZM50 194H51V192H50ZM125 194H127V193H125ZM185 194H184V196H185ZM1 195H2V194H1ZM188 195H189V193H188ZM195 195L198 196V193H195ZM205 195H206V193L204 194V196H205ZM44 196L42 197V199H44V198L47 197V196H46V197H44ZM142 196H143V195H142ZM142 196H140V197H142ZM202 196H203V194H202ZM6 197H7V196H5V198H6ZM200 197H201V196H200ZM206 197H208V199H209L211 196H207V195H206ZM0 198H4L3 195H2V197H0ZM49 198H50V196H49ZM49 198H48L47 200H46V199H45V200H46V201H49ZM87 198H88V197H87ZM154 198H155V197H154ZM202 198H203V197H201V199H202ZM6 199H7V198H6ZM145 199H146V198H145ZM151 199H152V198H151ZM165 199H166V198H165ZM174 199L178 202V200L176 199V197L173 198L172 200L175 201ZM4 200H5V199H4ZM4 200H3V201H4ZM45 200H43V201H45ZM62 200H63V199H62ZM70 200H71V199H70ZM146 200H147V199H146ZM157 200H158V199H157ZM160 200H161V197H160ZM160 200H159V201H160ZM1 201H2V199H1ZM43 201H42V202H43ZM63 201H65V199H64ZM80 201H81V200H80ZM139 201H140V199H139ZM165 201H166V200H165ZM165 201H164V202H165ZM201 201H202V200H201ZM66 202H67V201H66ZM143 202H144V201H143ZM160 202H161V204H164V203L162 202V200H161ZM168 202H169V201H168ZM203 202H204V203H203ZM205 202L207 203V201H205V197H204V199H203V201H202L201 203H203V204L206 205ZM0 203H1V204H0V206H1V205H2V202H0ZM44 203L47 204V202H44ZM68 203H69V202H68ZM68 203H67V204H68ZM145 203H146V202H145ZM226 203H227V202H226ZM260 203H261V202H260ZM260 203H259V204H260ZM48 204L50 205V201H49ZM48 204H47V205H48ZM65 204H66V203L64 202V205H65ZM81 204H82V203H81ZM133 204H134V203H133ZM138 204H139V205H138ZM138 204L136 205L137 207L140 206V205H143V203H142L141 201H140ZM167 204H168V203H167ZM167 204H166V205H167ZM169 204H170V203H169ZM171 204H172V201H171ZM203 204H202V205H203ZM44 205H45V204H44ZM47 205H46V206H47ZM49 205H48L47 207H49ZM59 205H61V204H59ZM64 205H61V206L63 207ZM68 205H69V207L71 208L72 203H71V205H70V204H68ZM68 205H65V206H68ZM82 205H83V204H82ZM134 205H135V204H134ZM144 205H145V204H144ZM164 205H165V204H164ZM166 205H165V207H167ZM4 206H5V205H4ZM4 206L1 207L0 210H1V209H2V210H5V209H4ZM61 206H60V207H61ZM65 206H64V207H65ZM77 206H78V205H77ZM77 206H76V207L74 206V208H72V210L75 209V208L78 209L79 207H77ZM230 206H231V205H230ZM231 207H233V206H231ZM58 208H59V207H58ZM66 208H67V207H65V210H66ZM70 208H69V209H70ZM82 208H83V207H82ZM85 208H86V207H85ZM233 208H234V207H233ZM69 209H68V210H69ZM231 209H232V208H231ZM234 209H236V207H235ZM2 210H1V213L3 212V214L5 215V214H6V210H5V213H4V211H2ZM27 210H28V209H27ZM60 210H61V208H60ZM65 210H64V211H65ZM72 210L70 209L71 212H77V213L79 212V213H81V216H82V212H80L79 210H77V211H75V210L72 211ZM146 210H147V209H146ZM200 210H202V209H200ZM31 211H32V210H31ZM57 211H58V210H57ZM61 211H62V210H61ZM66 211H67V210H66ZM145 212H146V211H145ZM239 212H240V210H239ZM239 212H236V213H239ZM1 213H0V214H1ZM18 213H19V212H18ZM85 213H86V211H85ZM88 213H89V212H88ZM121 213H122V212H121ZM121 213H120V214H121ZM241 213H243V212H241ZM57 214H58V212H57ZM70 214H71V213H70ZM75 214H76V213H75ZM83 214H84V213H83ZM122 214H123V213H122ZM148 214H149V213H148ZM14 215H15V214H14ZM59 215H60V213L58 214V216H59ZM64 215H65V214H64ZM77 215H78V214H77ZM241 215L245 217L244 213L241 214ZM1 216H2V214H1ZM1 216H0V217H1ZM18 216H19V214H18ZM18 216H16V217H18ZM58 216H57V218L60 217L61 220L64 219V216H63V215H62L63 217H62V216H59V217H58ZM86 216H88V215H86ZM120 216H121V215H120ZM122 216H123V215H122ZM122 216L119 217L118 219H120V218L123 219ZM3 217H4V216H3ZM82 217H83V216H82ZM97 217H98V216H97ZM100 217H101V216H100ZM20 218H21V217H20ZM60 218H59V219H60ZM89 218H90V217H89ZM91 218H92V217H91ZM98 218H99V217H98ZM18 219H19V218H17V220H18ZM87 219H88V218H87ZM94 219H95V218H94ZM126 219H127V218H126ZM198 219H200V218H198ZM0 220H1V218H0ZM3 220H4V219H3ZM92 220H93V219H92ZM100 220H101L100 218H99V219L96 218V221H94V222L99 223V222L102 221V220H101V221H100ZM18 221H20V220H18ZM120 221H121V220H120ZM196 221L198 222V220H196ZM79 222H80V221H79ZM123 222H124V223H129L128 220H125V221H124V219H123V221L120 222L122 226H125V225L122 224ZM193 222H195V221H193ZM199 222L201 223V226L204 227V224H203L204 222H202L201 219L199 220ZM24 223H26L25 220H24ZM74 223H76V222H74ZM195 223H196V222H195ZM222 224H223V223H222ZM222 224H221V227H223ZM76 225H77V224H76ZM76 225H75V226H76ZM130 225H131V223H130ZM189 225H190V226H189ZM189 225H188V227H190V230L188 229V230H189V231H188V234H189V236H190L191 233H192L194 230H193V227H192L193 223L191 222V224H189ZM223 225H224V224H223ZM246 225H247V224H246ZM122 226L119 227L120 230L122 229V230L125 231V229H124ZM126 226H127V225H126ZM195 226H196V224H195ZM198 226H199V223H198ZM198 226H197V227H198ZM201 226H199V227H201ZM46 227H47V226H46ZM130 227H131V226H130ZM199 227H198V228H199ZM45 229H46V228H45ZM153 229H154V228H153ZM196 229H197V228H196ZM40 230H41V229H40ZM42 230H43V229H42ZM122 230H121V231L118 230V231L120 232V233H118V234H120L122 237H124L126 234H125V235H124V234H121ZM0 231H1V229H0ZM31 231H32V229H31ZM37 231H39V230L37 229ZM149 231H150V230H149ZM198 231H199V230H198ZM50 232H51V231H49L48 233H50ZM42 233H43V232H42ZM124 233H125V232H124ZM126 233H127V232H126ZM197 233H198V232H197ZM199 233H200V232H199ZM199 233H198V234H199ZM45 234H46V233H45ZM51 234L54 235L53 233H50V235H51ZM127 234H128V233H127ZM153 234H154V233H153ZM253 234H254V233H253ZM42 235H43V234H42ZM46 235H47V234H46ZM216 235H217V234H215V236L212 235V236L209 237V238H205V239H206V240L204 241L205 243L202 242L201 245H202V247H203V245H204V248H205L204 252H202L201 250L198 249V252H200V253H198V252L195 250L196 253H194V255L192 254L193 256L191 255L192 257H191V261H190V262L188 261V257H189V256H188V257L185 256V258H187L186 261H188L189 264L192 263L193 261H195L194 258H197V255L199 254L198 257H201V259L204 260L203 264H237L238 261L236 262L235 258L233 257L235 254H234V255H232V254L234 253V252H233L234 248H238V246H237V247H231V245L228 244V243L226 242V240H225V241H220V240H218V237H217ZM251 235H252V234H251ZM254 235H255V234H254ZM153 236H154V235H153ZM153 236H152V237H153ZM225 236H226V235H225ZM192 237H193V236H192ZM220 237H222V236H220ZM249 237H251V236H249ZM256 237H257V236H256ZM153 238H155V237H153ZM251 238H252V237H251ZM2 240H3V239H2ZM148 240L151 241L150 238H149ZM3 241H4V240H3ZM216 241H217V242H216ZM212 242H216V243H217V244H216V247H217V248H216V247H212V248H215L214 250H213L212 248H209V246L211 245ZM6 243H7V242H6ZM232 243H233V242H232ZM150 244H151V243H150ZM239 244H240V243H239ZM239 244L237 243V245H239ZM30 245H31V244H30ZM30 245H29V246H30ZM32 245H33V244H32ZM32 245H31V246H32ZM51 245H53L52 247H54L55 244L53 243V244H51ZM10 246H12V245H10ZM24 246H25V244H24ZM55 246H56V245H55ZM234 246H236V245H234ZM239 246H240V245H239ZM15 247H16V246H15ZM15 247H14V248H15ZM27 247H28V245H27ZM148 247L151 248L152 246L148 245ZM148 247H147V246L145 247V245H144V247L141 248L142 252L144 253V250H145L146 248H148ZM11 248H12V247H11ZM24 248H26V247H24ZM29 248H30V247H29ZM29 248H28V249H29ZM34 248H35V247H34ZM118 248H119V247H117L116 250H117ZM150 248H148V249H150ZM232 248H233V249H232ZM49 249H50V253L48 252ZM143 249H144V250H143ZM152 249H153V248H152ZM152 249H151V250H152ZM210 249H211V250H210ZM231 249H232V250H231ZM21 250H22V248H21ZM51 250H52V248H48V249H47V252H48L49 255H51V253H53V252H51ZM17 251H19V249H17ZM22 251H23V250H22ZM22 251H21V255H22ZM24 251H25V250H24ZM40 251H42V250L39 249L38 252H40ZM45 251H46V250H45ZM52 251H54V250H52ZM118 251H119V250H118ZM145 251H146V250H145ZM231 251H232L233 253H232ZM27 252H28V251H27ZM36 252H37V250H36ZM42 252H43V251H42ZM47 252H46V253H47ZM119 252H120V254H121V251H119ZM122 252H123V251H122ZM140 252H141V251H140ZM182 252H183V251L179 252V255L177 254L174 258L172 257V258H173L172 261H173L174 264H183L184 259H183V257H182ZM184 252H185V251H184ZM23 253H24V252H23ZM28 253L31 254V252H28ZM40 253H41V252H40ZM152 253H154V250H153ZM177 253H178V252H177ZM185 253H186V252H185ZM197 253H198V254H197ZM231 253H232V254H231ZM29 254H28V256H24V257H23V255H22L21 261H22V260H23V261H28V259H30V258L32 257V256L29 257ZM43 254H44V253H43ZM48 254H47V255H48ZM117 254H118V253H117ZM154 254H155V253H154ZM154 254H153V255H154ZM180 254H181V255H180ZM186 254H187V253H186ZM196 254H197V255H196ZM200 254H202V255H200ZM26 255H27V254H26ZM40 255H41V254H40ZM151 255H152V254H151ZM184 255H185V254H183V256H184ZM215 255H216L217 257H216ZM231 255H232V256H231ZM246 255H247V254H246ZM246 255H245V256H246ZM142 256H143V254H142L141 256H139V257L141 258ZM156 256H157V255H156ZM195 256H196V257H195ZM20 257H21V256H20ZM78 257H79V256H78ZM144 257H146V256H144ZM144 257H142L141 259H143ZM147 257H148V256H147ZM150 257H151V256H150ZM154 257H155V255H154ZM231 257H233V258H231ZM254 257L257 258V254H254ZM0 258H1V260L4 259L2 256H1ZM45 258H47V257H44V256H43V258H42V259H44L43 261L46 260ZM48 258H50V256H48ZM55 258H56V257H55ZM55 258H54V259H55ZM81 258H82V257H81ZM81 258L79 257L78 261H79ZM152 258H153V257H152ZM141 259H140V261H141ZM150 259H151V258H150ZM153 259H155V258H153ZM193 259H194V260H193ZM198 259H199V258H198ZM236 259H237V258H236ZM159 260H161V259H159ZM169 260H170V259H169ZM192 260H193V261H192ZM2 261H3V260H2ZM2 261H1V262H2ZM21 261H20V262H21ZM48 261H49V260H48ZM50 261H51V260H50ZM20 262H19V263H20ZM163 262H165L166 264H169V262L167 263V261H164V260H163ZM186 264H188V263L186 262ZM192 264H195V262H193ZM199 264H202V260H201V262H200ZM263 264H264V263H263Z\"/></svg>", "mask_w": 264, "mask_h": 264}, {"label": "snow or ice", "instance_id": "6c2138e0", "mask_svg": "<svg viewBox=\"0 0 264 264\" xmlns=\"http://www.w3.org/2000/svg\"><path fill=\"white\" fill-rule=\"evenodd\" d=\"M16 8V7H24V5L16 4V5H4L5 11H7L8 8ZM218 7L221 8L220 16H221V22L223 23L226 19V10L230 7L232 8H244L246 5L242 4H236V5H219ZM230 27V26H229ZM221 36L225 37V39H231V32L230 31H221L220 33ZM259 41H260V46L262 49H264V24L261 26V31L259 34ZM224 47H227V44L224 45ZM212 53L210 52L209 55ZM220 53L218 52L217 55ZM37 70H40L43 65L38 63L36 65ZM85 97V92L80 90V91H73L72 94L68 97L69 102L72 106H74L77 109H86L87 105L84 101ZM8 97L7 95L5 96V100H7ZM30 232L31 229L28 225H26L22 220L17 221L14 217L5 221L3 224V231H0V235L4 236V239L10 244H16L19 246H22L23 244H28L30 245L32 243V239L35 237L30 238ZM231 233L229 232V235ZM142 243L147 246L150 241L145 238ZM147 251V248L145 249ZM20 264H32L31 261H21ZM43 264H73L71 261H57V260H45L43 261ZM111 264H165V262L158 260V259H143L139 262L136 261H113Z\"/></svg>", "mask_w": 264, "mask_h": 264}]
</instances>
